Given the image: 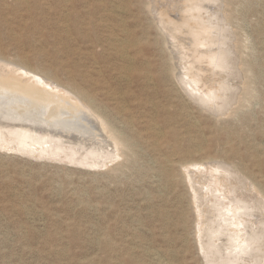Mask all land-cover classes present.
Wrapping results in <instances>:
<instances>
[{"label": "rangeland", "instance_id": "obj_1", "mask_svg": "<svg viewBox=\"0 0 264 264\" xmlns=\"http://www.w3.org/2000/svg\"><path fill=\"white\" fill-rule=\"evenodd\" d=\"M84 1L105 42L75 34L59 47L58 14L43 16L34 0H0V55L85 89L128 151L89 166L11 149L15 141L0 148V264H207L184 166L225 161L264 192V0H215L233 18L251 66V78L241 79L252 89L219 115L173 78L174 60L147 0Z\"/></svg>", "mask_w": 264, "mask_h": 264}, {"label": "bare ground", "instance_id": "obj_2", "mask_svg": "<svg viewBox=\"0 0 264 264\" xmlns=\"http://www.w3.org/2000/svg\"><path fill=\"white\" fill-rule=\"evenodd\" d=\"M206 1L147 0L144 6L157 18L163 42L170 49L173 78H178L198 105L219 115L240 98L239 91H243L242 100L251 94V81L242 82L243 78H251V66L237 43L230 13L215 0L208 9L202 5ZM34 2L43 16L58 14L56 24L61 27L57 28L55 45H70L75 34L79 41L105 42L99 34V24L92 20L93 10L83 4L84 0ZM77 2L85 9L77 11ZM118 8L122 9L120 5ZM82 25L89 29L87 32L95 29L94 35L84 33ZM43 34L51 35L45 30ZM125 39L126 42L128 38ZM128 48L123 46L124 53ZM76 53L74 48L72 54ZM5 130L15 131L12 141L4 139ZM13 141L15 145H11ZM9 145L22 152L104 166L127 154L129 144L85 89L61 81L51 70L0 55V148ZM36 147L42 151H34ZM72 147H77L79 153L71 152L75 150ZM100 147L106 148V154ZM189 165L183 172L197 208V235L207 264H264V192L258 184L225 161Z\"/></svg>", "mask_w": 264, "mask_h": 264}]
</instances>
